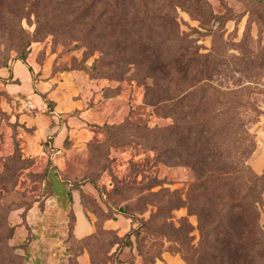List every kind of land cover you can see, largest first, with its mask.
Masks as SVG:
<instances>
[{
	"label": "rangeland",
	"instance_id": "rangeland-1",
	"mask_svg": "<svg viewBox=\"0 0 264 264\" xmlns=\"http://www.w3.org/2000/svg\"><path fill=\"white\" fill-rule=\"evenodd\" d=\"M179 3L180 42L190 47L159 70L156 57L128 47L137 39L130 23L113 19L103 29L91 0H0V70L9 77L0 81V204L13 231L0 236V264L7 249L16 264H195L197 216L186 205L172 207L175 198L187 200L200 177L191 161L177 159L183 138L165 92L200 90L198 109L214 129L206 136L218 145L226 134L231 143L248 130L257 146L264 92L250 94L259 100L256 121L229 129L239 115L224 70L240 69L233 59L241 53L264 57V24L245 13V0ZM203 11L234 19L221 28ZM46 13L51 21L37 16ZM146 18L133 20L151 24ZM155 26L150 39L170 36ZM212 49L217 59L205 57ZM252 75L244 85L264 91V71L258 83ZM245 91L236 93L244 101ZM15 141L24 163L12 158ZM50 171L81 185L73 205L50 197L43 180Z\"/></svg>",
	"mask_w": 264,
	"mask_h": 264
},
{
	"label": "trees",
	"instance_id": "trees-1",
	"mask_svg": "<svg viewBox=\"0 0 264 264\" xmlns=\"http://www.w3.org/2000/svg\"><path fill=\"white\" fill-rule=\"evenodd\" d=\"M91 2L92 15L96 16L100 22H104L100 25L103 29L113 27V19H117L124 25L130 23V31L133 35H137V39L128 43V47L137 52L143 50L148 55L156 57L159 70L160 68L165 70L167 66L172 65V58L190 47L188 43L184 45L180 42L182 35L177 21V8L181 0H91ZM245 6V13L255 16L259 22L264 24V0H245ZM150 7L156 8L153 12H149ZM158 7H161L160 10ZM157 11L159 13L154 14ZM202 14L203 17L207 16L209 19L213 18L214 21H218V27L221 28H224L229 20L234 19L232 16L222 20V16L212 12ZM145 15H147L145 21L151 24L146 22L145 25L140 20H133L143 18ZM37 16L46 18L48 21L52 20L48 13ZM128 17L133 18L126 22L124 19ZM154 20L161 21V24L155 26L154 23L152 24ZM118 26L119 22L116 28ZM152 26L161 30L162 34L169 33L170 36L151 37L150 39L149 33ZM221 28L212 33L214 38L220 34ZM241 54L233 59L236 64L240 65V69L228 70L229 67H227L224 70L225 76L231 80V86L227 87L230 92H226L232 94L229 103L238 104L239 108H237L239 116L233 113L234 122L229 129L238 127L240 121L245 125L252 124L261 113L258 98L251 100L250 94L258 95L264 91L244 85V82L252 78V73L255 76V83L259 82L260 70L264 71V57ZM205 57L214 60L218 58V53L212 49L210 55ZM18 59L25 63L27 57L21 53ZM134 63L143 65V62L138 60ZM5 65L6 60L0 62V66L5 67ZM96 68L97 65L93 64L91 70L97 73ZM235 74L240 76L238 83L235 81ZM6 80L8 78L3 79V81ZM244 91L248 98L246 101L236 94L244 93ZM165 94L164 99L174 100L171 111L177 120L175 132L183 138L179 144L181 149L177 159L191 161L197 177H200L190 189L187 200L183 202L180 198H175L172 207L176 209L186 205L189 212L197 216L200 242L196 249L198 255L193 257L195 264H264V226L261 224L264 170L260 174L256 173L249 164V158L256 149L254 135L246 130L243 134L231 137L232 142L229 143L227 141L229 134H226L225 139L227 136L228 139L223 142L219 140L220 143L217 145L214 139L212 140V135L208 137L204 134L205 132L212 133L214 129L208 127V119L212 117L198 109L200 108V90L181 96H171L168 91ZM241 108L246 109V115H242L244 109ZM248 115H250L249 118ZM13 157L18 163H24L17 141H15ZM43 180L50 197H55L64 203L69 202L70 206L74 204L73 191L80 190V184L61 178L55 171H50ZM2 191L0 187V195ZM71 212L73 219L76 220L75 212ZM7 213L6 207L0 204V236L5 237L3 240L8 239L13 232L6 222ZM151 229L153 226L149 230ZM5 261V264H16L14 254L10 252V249H7Z\"/></svg>",
	"mask_w": 264,
	"mask_h": 264
},
{
	"label": "crops",
	"instance_id": "crops-1",
	"mask_svg": "<svg viewBox=\"0 0 264 264\" xmlns=\"http://www.w3.org/2000/svg\"><path fill=\"white\" fill-rule=\"evenodd\" d=\"M15 64L16 62L14 63V65ZM5 72H6L5 68H2L0 70V81H2L4 78H7L6 77L7 75ZM249 164L256 173L260 174L263 172L264 170V135L258 141L256 149L254 150L251 157L249 158Z\"/></svg>",
	"mask_w": 264,
	"mask_h": 264
}]
</instances>
